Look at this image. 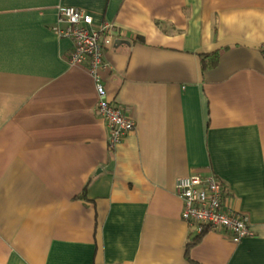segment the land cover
Returning <instances> with one entry per match:
<instances>
[{"label":"crops","instance_id":"1","mask_svg":"<svg viewBox=\"0 0 264 264\" xmlns=\"http://www.w3.org/2000/svg\"><path fill=\"white\" fill-rule=\"evenodd\" d=\"M61 7L114 25L115 149ZM209 172L253 236L182 220L177 180ZM0 264H264V0H0Z\"/></svg>","mask_w":264,"mask_h":264},{"label":"built area","instance_id":"2","mask_svg":"<svg viewBox=\"0 0 264 264\" xmlns=\"http://www.w3.org/2000/svg\"><path fill=\"white\" fill-rule=\"evenodd\" d=\"M54 32L73 43L71 65L88 64L96 81L98 104L96 111L106 121L110 148L115 149L135 129V122L125 109L109 101L99 72L106 68L104 49L115 42L114 25L105 23L94 29V19L76 7H61ZM176 194L183 202L182 220L196 227L199 235L208 231L230 232L236 244L254 235L247 215L236 212L229 204L226 189L218 176L194 174L176 182Z\"/></svg>","mask_w":264,"mask_h":264},{"label":"trees","instance_id":"3","mask_svg":"<svg viewBox=\"0 0 264 264\" xmlns=\"http://www.w3.org/2000/svg\"><path fill=\"white\" fill-rule=\"evenodd\" d=\"M202 59V69L205 72L208 70H212L218 66L220 54L217 52L210 55H204Z\"/></svg>","mask_w":264,"mask_h":264}]
</instances>
